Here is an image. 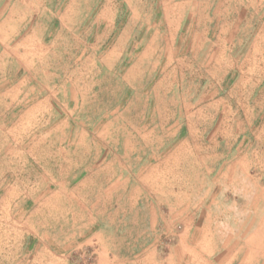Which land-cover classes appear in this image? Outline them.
<instances>
[{"label": "rangeland", "instance_id": "1", "mask_svg": "<svg viewBox=\"0 0 264 264\" xmlns=\"http://www.w3.org/2000/svg\"><path fill=\"white\" fill-rule=\"evenodd\" d=\"M0 264H264V0H0Z\"/></svg>", "mask_w": 264, "mask_h": 264}]
</instances>
